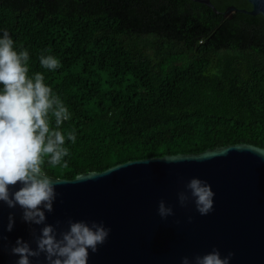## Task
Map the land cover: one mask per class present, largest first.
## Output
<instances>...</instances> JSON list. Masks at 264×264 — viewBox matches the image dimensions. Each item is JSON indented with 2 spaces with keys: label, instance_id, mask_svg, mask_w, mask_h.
<instances>
[{
  "label": "trees",
  "instance_id": "16d2710c",
  "mask_svg": "<svg viewBox=\"0 0 264 264\" xmlns=\"http://www.w3.org/2000/svg\"><path fill=\"white\" fill-rule=\"evenodd\" d=\"M210 1L220 12L251 9L247 0ZM5 31L16 51L28 50L29 74L42 73L72 114L61 126L76 134L75 144L66 140L68 167L45 164L50 177L234 144L264 148L262 15L216 14L192 0H0ZM42 54L62 67L42 68Z\"/></svg>",
  "mask_w": 264,
  "mask_h": 264
},
{
  "label": "water",
  "instance_id": "95a60500",
  "mask_svg": "<svg viewBox=\"0 0 264 264\" xmlns=\"http://www.w3.org/2000/svg\"><path fill=\"white\" fill-rule=\"evenodd\" d=\"M192 1L216 14L238 11L264 17V0H247L250 10L229 6L224 12L210 0ZM248 146L255 145L128 161L102 172L78 174L73 180L49 176L61 183L55 187L53 212L45 213V223L57 233L67 231L69 220L103 222L111 229L96 253L89 250L87 264H181L184 257L194 264V257L214 248L222 257L232 252L230 264H264V159ZM171 157L182 158L169 161ZM192 178L206 181L215 193L213 211L206 216L196 211L191 198L185 207L178 202V193L186 192ZM161 200L174 213L163 220L157 214ZM10 213L15 223L7 232ZM21 215L19 207L9 209L0 202V264H16L18 257L10 249L17 238L36 248L35 237L44 225L25 224ZM30 261L46 264L43 254Z\"/></svg>",
  "mask_w": 264,
  "mask_h": 264
},
{
  "label": "clouds",
  "instance_id": "9594fccd",
  "mask_svg": "<svg viewBox=\"0 0 264 264\" xmlns=\"http://www.w3.org/2000/svg\"><path fill=\"white\" fill-rule=\"evenodd\" d=\"M39 63L50 72L62 67L53 55L42 54ZM29 72L28 50L16 51L14 41L5 31L0 37V202L9 209L19 207L25 224L44 225L35 237V249L17 238L10 254L18 257L16 264H31L30 258H39L41 254L46 264H87L89 250L96 253L98 246L108 239L111 229L103 222L89 225L69 220L67 231L57 233L56 228L45 223V213L53 212L57 196L55 187L61 183L49 177L45 164L51 168L68 167L65 157L70 153L65 146L66 140L75 144L76 134L74 131L65 134L61 130L72 114L45 83L44 75L40 72L30 75ZM247 150L264 159V148L248 146ZM17 185V190L10 191ZM214 196L206 181L192 178L186 185V192L178 193V202L185 207L191 198L196 211L206 216L213 211ZM157 214L162 220L174 215L163 200L158 203ZM14 223V215L10 213L7 232L13 230ZM233 255L229 252L222 257L214 248L203 256L194 257V264H230ZM181 264H190V261L184 257Z\"/></svg>",
  "mask_w": 264,
  "mask_h": 264
},
{
  "label": "rangeland",
  "instance_id": "374dc122",
  "mask_svg": "<svg viewBox=\"0 0 264 264\" xmlns=\"http://www.w3.org/2000/svg\"><path fill=\"white\" fill-rule=\"evenodd\" d=\"M129 44L132 45V43L130 41H129ZM147 46H149V45H147ZM142 47H144V46H142ZM147 55L148 56H152V58H154L153 48L148 47V49H147Z\"/></svg>",
  "mask_w": 264,
  "mask_h": 264
}]
</instances>
